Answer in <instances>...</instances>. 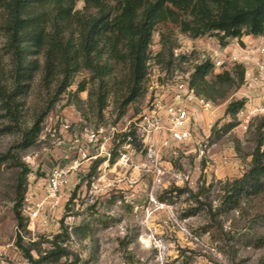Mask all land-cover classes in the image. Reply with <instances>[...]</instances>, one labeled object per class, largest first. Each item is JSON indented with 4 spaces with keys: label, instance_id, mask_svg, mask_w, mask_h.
Masks as SVG:
<instances>
[{
    "label": "rangeland",
    "instance_id": "374dc122",
    "mask_svg": "<svg viewBox=\"0 0 264 264\" xmlns=\"http://www.w3.org/2000/svg\"><path fill=\"white\" fill-rule=\"evenodd\" d=\"M82 5L79 2L77 8ZM214 43L218 42L212 36L193 38L174 24L158 25L150 46L144 94L120 118V98L113 81L123 74L121 67L114 71V80H109L102 117L89 102L88 92L94 84L88 71L77 73L59 96L53 88L44 89L36 76L24 99L19 127L12 131L5 129L12 123L0 111V159L6 156L0 161V264H28L16 245L18 236L24 248L43 241L41 249H49L44 241L63 226L70 233L64 245L79 257V264H264V194L243 203L240 210L213 215L222 185L241 177L248 168L263 118L256 117L244 130L237 118L234 121L226 114L229 103L243 99L240 88L228 89L224 99L213 103V122L207 116L204 126L195 127L192 143L171 145L150 157L140 126L147 100L175 77H189L196 62L207 56L203 46L211 49ZM229 43L244 48L240 42ZM181 48L189 51L186 56L181 54L183 59L174 56ZM235 65L225 62L214 75L223 71L234 75ZM83 81L86 90L77 92ZM49 106L34 144L19 146L21 131L31 127ZM233 122L235 127L230 126ZM94 156L104 161L88 178ZM74 160L81 165L69 174L71 191L67 194L65 190L67 198L53 220L30 226L27 222L24 230L19 229L14 207L20 179L24 198L28 193L38 197L50 170L58 165L68 168ZM174 188L187 192L178 196ZM195 197L205 208L185 217L199 207ZM86 225L85 237L82 232L72 233V228Z\"/></svg>",
    "mask_w": 264,
    "mask_h": 264
},
{
    "label": "trees",
    "instance_id": "16d2710c",
    "mask_svg": "<svg viewBox=\"0 0 264 264\" xmlns=\"http://www.w3.org/2000/svg\"><path fill=\"white\" fill-rule=\"evenodd\" d=\"M79 2L83 4L81 9L77 8ZM166 23L176 25L181 33L193 38L215 37L220 47H225L230 40L243 36L264 37V0H0V111L12 123L5 129L12 131L19 127L24 99L38 75L41 86L46 90L53 88L55 96H59L72 85L77 73L88 71L94 84L88 92L89 102L102 117L109 80H114V71L121 67L124 72L113 85L120 98L118 118L122 117L126 108L144 94L153 35L158 25ZM214 70L204 58L196 62L188 77L195 93L212 103L224 99L228 89L238 90L244 77V67L238 64L234 75L228 71L214 75ZM86 83H80L77 92L85 91ZM244 103V99L232 101L226 114L235 121ZM49 110L50 106L31 127L23 131L17 128L22 138L19 146L28 148L34 144ZM236 125L233 122L230 126ZM257 132L248 168L241 177L222 185V196L213 215L240 210L243 203L264 194V117ZM115 156L109 160L111 164ZM3 160L6 156L0 159ZM103 161L93 163L88 178ZM22 180L14 213L17 227L24 230L27 221L22 216L25 191ZM173 191L178 196L187 192L179 188ZM74 196L75 193L71 200ZM195 201L199 207L185 217L205 208L196 197ZM208 207L211 211V205ZM87 228V225L72 228V233L82 232L85 237ZM69 238L70 233L63 226L52 239L44 241L49 249H41L43 241L24 248L20 236L16 245L28 264H60L70 257H73L70 264H79V257L64 245Z\"/></svg>",
    "mask_w": 264,
    "mask_h": 264
},
{
    "label": "built area",
    "instance_id": "2783aa9c",
    "mask_svg": "<svg viewBox=\"0 0 264 264\" xmlns=\"http://www.w3.org/2000/svg\"><path fill=\"white\" fill-rule=\"evenodd\" d=\"M229 47L232 48L229 49L230 52H208L206 59L215 70L222 68L225 62L244 67L239 93L245 103L236 114V118L239 126L246 130L247 125L256 117H264V104H255L251 96L254 91H264V37H257L255 45L248 49L236 48L235 44H230ZM188 52V49L181 48L174 51V56L179 58L181 54L186 56ZM165 86L166 88L163 85L159 94L147 100V109L140 121L146 151L150 157L156 156L171 145L192 143L194 129L199 126L198 114H208L210 123L216 116L213 103L195 93L189 85L188 76L175 77ZM86 157L87 155L83 153L82 158ZM92 158L98 160L96 156ZM80 165L78 160H74L68 168L55 166L40 186L41 195L32 197L28 193L25 196L22 216L29 226L37 221L46 224L53 220L67 198L65 190L67 194L71 191L69 174L78 170Z\"/></svg>",
    "mask_w": 264,
    "mask_h": 264
},
{
    "label": "crops",
    "instance_id": "0c3cea01",
    "mask_svg": "<svg viewBox=\"0 0 264 264\" xmlns=\"http://www.w3.org/2000/svg\"><path fill=\"white\" fill-rule=\"evenodd\" d=\"M256 39H257V37H253V36H243L240 40L233 39L232 43L233 42H235V43L240 42L241 44H244V47L246 49H248V48H251L255 45ZM229 44H227V46H225V47H220L218 43H214L211 45V49L208 45L206 47V44H205L203 46V48H206L205 51L207 53L211 52V51L221 53L222 51H224V52L229 51V49H230ZM263 92L264 91L259 90V91H254L251 93V96L255 98L254 99L255 104H264V93ZM207 116H208V114H206V113L198 114L199 125L204 126L206 124Z\"/></svg>",
    "mask_w": 264,
    "mask_h": 264
}]
</instances>
